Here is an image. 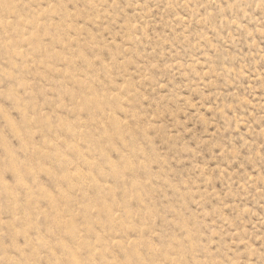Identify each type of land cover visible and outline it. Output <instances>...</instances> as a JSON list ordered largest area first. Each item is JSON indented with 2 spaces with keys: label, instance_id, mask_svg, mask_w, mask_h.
<instances>
[{
  "label": "rangeland",
  "instance_id": "374dc122",
  "mask_svg": "<svg viewBox=\"0 0 264 264\" xmlns=\"http://www.w3.org/2000/svg\"><path fill=\"white\" fill-rule=\"evenodd\" d=\"M0 264H264V0H0Z\"/></svg>",
  "mask_w": 264,
  "mask_h": 264
}]
</instances>
